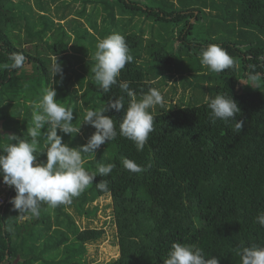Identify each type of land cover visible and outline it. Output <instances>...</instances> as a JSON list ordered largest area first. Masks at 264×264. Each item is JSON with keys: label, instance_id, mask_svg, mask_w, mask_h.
<instances>
[{"label": "trees", "instance_id": "obj_1", "mask_svg": "<svg viewBox=\"0 0 264 264\" xmlns=\"http://www.w3.org/2000/svg\"><path fill=\"white\" fill-rule=\"evenodd\" d=\"M49 4L0 0V124L5 128L10 126L6 106L32 77L52 83L56 99L66 108L76 102L80 114L73 123L81 126L84 144L95 132L84 123L86 108L99 110L124 96L127 109L131 98L119 88L120 81L128 82L139 99L178 73L185 90L190 87L192 93L187 102L184 91L178 105L164 102L163 107L149 109L153 131L140 152L119 135L123 111H106L117 137L101 145L95 157L82 153L85 170L97 177L71 203L54 208L42 203L39 217L21 220L18 211L10 210L16 195L12 187L0 207V261L90 264L85 246L101 242L105 232L89 225L80 229L76 216L97 217L99 206L94 204L101 198L111 199L106 208L115 218L113 243L119 249V256L105 264H164L177 242L203 249L206 258L215 256L220 264H240L234 249L264 246V228L254 223L264 212V77L258 88L241 85L247 83L249 71L264 74V60L258 59L264 56V0H51ZM147 31L151 38L145 37ZM113 33L125 37L134 59L105 94L94 82L91 57L97 41ZM209 44L220 45L238 67L214 73L202 66L199 53ZM11 52L23 53L34 74L4 68ZM56 58L63 79L57 75L53 83L51 66ZM79 64L81 71L74 69ZM177 86L175 79L173 93ZM216 94L232 96L238 103L236 120L244 122L240 131L234 121L211 123L204 97ZM58 135L77 148L80 135L68 137L59 130ZM43 151L37 149L34 166L46 162ZM122 157L136 162L142 171L126 170ZM97 162L116 167L101 177ZM101 180L108 181L107 191L97 188Z\"/></svg>", "mask_w": 264, "mask_h": 264}, {"label": "clouds", "instance_id": "obj_2", "mask_svg": "<svg viewBox=\"0 0 264 264\" xmlns=\"http://www.w3.org/2000/svg\"><path fill=\"white\" fill-rule=\"evenodd\" d=\"M95 52L91 59L95 61L91 72L94 74V82L103 93H108L112 86L118 84V77L127 63H131L134 57L126 43L125 37L119 33H113L105 38L99 39L95 45ZM9 63L3 65L9 70H18V74L30 71L27 58L23 53H8ZM202 66H206L211 72L222 73L226 69L238 67L235 59L228 54L220 45L209 44L202 47L199 53ZM264 60V56L258 57ZM254 67V66H250ZM53 83L57 75L63 79V68L60 63L55 62L51 66ZM264 74L254 71L246 73L247 84L258 88ZM27 87V85H25ZM119 88L127 94L130 99L127 109L124 110V96L110 100L107 107L93 110L85 109L84 123L95 129V132L87 138V142L79 148H71L63 143V136L73 133L79 134L81 127L77 128L74 123V113L71 108H66L56 99L57 91L52 86L43 89L42 96L33 101L31 127H27V135L30 139L10 134L6 138L8 143L0 150V177L3 183L14 187L16 195L10 200L13 210L18 211L17 218L23 220L26 216L39 217L41 205L46 204L50 208L62 204L71 203L73 197L79 196L95 180L96 173L85 170L82 153L95 157L96 150L108 141L117 137V131L113 118L104 113L109 110L123 111L119 123V135L134 143L138 152L143 151L149 134L153 131V115L150 108L163 107L164 98L157 88H149L137 99L135 93L130 90L129 83L120 81ZM204 102L211 110L209 119L212 124L217 120L224 123L235 122V129L240 131L244 122L236 120L240 113L238 103L225 94H216L214 97L205 95ZM43 131V148L46 153V162L37 161L39 137ZM41 153V154H42ZM122 166L132 173H139L142 167L127 157L121 158ZM116 167L114 163L104 165L97 162L96 172L101 177L108 176ZM101 191L108 190V181L101 180L96 184ZM1 189V188H0ZM4 190V189H3ZM254 223L264 228V212L258 213ZM240 264H264V246L252 245L234 249ZM0 264H3L0 261ZM164 264H220L217 257L206 258L203 249L195 245L173 243Z\"/></svg>", "mask_w": 264, "mask_h": 264}, {"label": "rangeland", "instance_id": "obj_3", "mask_svg": "<svg viewBox=\"0 0 264 264\" xmlns=\"http://www.w3.org/2000/svg\"><path fill=\"white\" fill-rule=\"evenodd\" d=\"M15 1L19 2L20 0H15ZM30 1L32 3L34 0H30ZM46 2L48 4L50 3L49 5H52L51 0H46ZM77 5L79 6V4ZM138 20H140V17L136 18V21ZM72 26L73 25H71L70 27ZM163 34L166 35L167 33L163 32ZM145 37L151 38V35L148 31L145 34ZM74 69L81 71L80 70L81 65L80 64L75 65ZM40 71L44 72V69H40ZM26 73L27 74L31 73V75L34 74V69L32 68L31 65H30V71ZM175 79L178 80L177 93L175 92L173 93V89H172ZM159 80L160 79H156L155 81L158 83ZM46 84H47V87L50 86V83H47L45 79L42 81L40 80V78L32 77L31 79L26 81V83L23 85L24 86L23 90L17 91V97L15 101L12 103H9L6 106L8 116H9L8 119H10L8 120V123L10 126L5 128L4 124L1 123L0 124V136H2L3 138H6L7 135L14 134L20 137L21 139L23 138L30 139V137H28L27 135V127L32 126V123H31L32 113H30V111H33V107H32L33 101L38 100L42 96V92H43V89L46 88L45 87ZM242 84L243 83H241V85ZM25 85H27V87ZM158 90L161 91L163 98H164V102L167 105H170V104L178 105V103L180 102V99L183 98L184 91H186L184 101L187 102L192 93V89L190 87H187L185 90V87L181 84L180 75L178 73L175 74V78L167 81L166 85L163 84V85L158 86ZM62 105L66 106V104L64 103ZM71 109L74 113V117H76L77 114H80L79 107L78 105H76L75 101H73L71 105ZM153 109H156V107ZM79 127L77 126V128ZM82 129H85V125L82 127ZM46 130H47V126L44 130H42L41 137L38 138L40 141L38 150L43 149V144H44L43 131H46ZM81 132L82 130L80 131L78 135H80ZM69 136L70 135H68V137ZM84 140L85 138L82 137L81 135L79 137L77 136L76 143L74 145L77 146V148H79L80 146L84 145V142H85ZM7 143L8 141L6 139H4V141L0 140V148H3V146L6 145ZM102 150H105L106 152V148L104 146ZM106 154L108 155L107 152ZM85 161L86 160H84V162ZM5 187H9V186L5 185L3 182L0 183V188H1L0 190L3 191ZM110 201H111L110 198H107V199L101 198L99 203L94 204V205L99 206V212L97 214V217L95 218L94 217L88 218L86 216H83V217L76 216L77 224L79 225L80 229L84 230L89 225L91 227L102 229L105 232V235H104L105 238L101 242L97 244L89 243V244H86L85 246V249H86L85 256L90 261V264H105L106 262H109L111 259L117 258L119 256V249L116 246L117 242L115 241L113 243V230L116 228V224L111 225L112 221H115L114 220L115 218L112 214V209L106 208L107 202H110ZM11 209H13V207H10V210ZM73 210H74L73 208H69V211L72 212ZM28 218L29 216H26L24 219L27 220ZM40 245H43V244H40ZM61 260L62 259H60L59 261ZM18 262L19 260L16 259L12 263L6 262V264H18Z\"/></svg>", "mask_w": 264, "mask_h": 264}, {"label": "built area", "instance_id": "obj_4", "mask_svg": "<svg viewBox=\"0 0 264 264\" xmlns=\"http://www.w3.org/2000/svg\"><path fill=\"white\" fill-rule=\"evenodd\" d=\"M11 189V187H5L3 191L0 190V207L6 204L7 192Z\"/></svg>", "mask_w": 264, "mask_h": 264}]
</instances>
